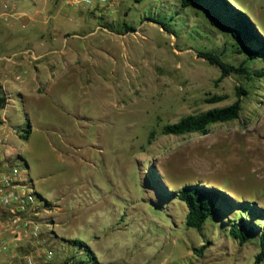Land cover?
Instances as JSON below:
<instances>
[{
  "label": "rangeland",
  "instance_id": "obj_1",
  "mask_svg": "<svg viewBox=\"0 0 264 264\" xmlns=\"http://www.w3.org/2000/svg\"><path fill=\"white\" fill-rule=\"evenodd\" d=\"M78 1L82 11L72 21L60 15L41 30L51 33L50 49L65 45L66 33L67 46L88 58L91 76L66 81L63 56L52 52L62 82L33 113L10 110L14 122L32 125L28 138L11 136L20 154L14 164L33 181L36 203L46 198V205L61 206L55 219L43 215L58 223L48 244L61 243L63 252L57 245L52 259L92 264L71 240L78 238L91 246L98 264H254L258 233L239 244L210 216L201 230L187 226L185 202L169 191L204 183L264 207V76L241 79L247 92L238 117L213 122L207 132L163 133L165 122L236 98L239 77L218 79L219 67L196 50L202 41L224 46L215 32L225 29L224 20L211 21L199 1ZM229 1L264 35V0ZM214 10L209 6L219 13ZM8 22L0 15V53L39 52L35 26L16 19L11 30ZM7 31L14 35L7 38ZM213 33L210 40L206 34ZM226 47L224 56L238 62L239 53ZM260 65L256 60L253 66ZM214 93L225 97L206 100ZM40 230L45 233L43 223ZM206 240L211 243L199 253Z\"/></svg>",
  "mask_w": 264,
  "mask_h": 264
},
{
  "label": "trees",
  "instance_id": "obj_2",
  "mask_svg": "<svg viewBox=\"0 0 264 264\" xmlns=\"http://www.w3.org/2000/svg\"><path fill=\"white\" fill-rule=\"evenodd\" d=\"M198 1L205 4L206 7H203L204 9L202 10L206 15L211 14V21L219 22L220 19L224 20L225 29L222 32L217 29L215 32L219 31L223 35L225 44L219 48L202 41L201 47L196 49L197 54L204 57L209 63L219 67L220 74L218 79L228 73L239 77V83L235 85L236 98L227 104L213 106L196 113H187L175 121L165 122L161 125V132L163 133L207 132L209 125L213 122L226 121L238 117L242 108L241 93L247 92L246 87L240 82L241 79L244 78L243 81L251 82L255 76H264V65L253 66L256 60L264 62V35L259 31L249 15L229 0H179L180 4L184 6ZM209 6H215L216 10L214 11L220 14L210 13L208 11ZM220 6H222V9L219 8ZM195 14L197 18L200 17L197 11ZM201 26L207 28L205 24ZM126 27L130 28L129 25H126ZM206 36L210 40L214 39V33L212 35L206 34ZM226 46L232 47L231 49L239 53L241 58L238 62L224 56V48ZM224 97V94L214 93L206 97V100L218 101ZM6 102L7 95L0 83V111ZM29 129L30 127L24 128V132L21 135L26 138L29 134ZM169 192L185 202L187 207L185 224L187 226L201 230L203 223L210 216L211 220L221 226V232L223 230L226 231L239 244L249 241L255 233H258L259 249L255 253L254 264H261L264 258L263 206L247 199L239 200L224 189L204 183L184 184L181 187L171 189ZM71 240L85 249L86 255L89 256L92 264L99 263L88 243L78 238ZM210 243V240H206L196 250L201 253L203 248ZM74 261L75 259H72L71 264H77Z\"/></svg>",
  "mask_w": 264,
  "mask_h": 264
},
{
  "label": "crops",
  "instance_id": "obj_3",
  "mask_svg": "<svg viewBox=\"0 0 264 264\" xmlns=\"http://www.w3.org/2000/svg\"><path fill=\"white\" fill-rule=\"evenodd\" d=\"M61 1L62 0H0V15L8 19L9 29L13 30L10 23L12 20L23 19L21 25L30 22L39 33L37 34L39 35V52H33V55L25 54L24 50H22V52L12 51L10 53H0V83L7 95V102L0 111V150L3 151V157L0 159V177L4 173L9 172L11 166L15 165V158L20 156L15 139L11 138V136L23 137L21 134L25 128L21 126L19 122H14L11 119L10 110L13 109L15 114H18L20 107L23 113L26 112L29 114L32 111L34 112L37 107L40 108L43 105L45 96L51 91L52 87L59 85L64 78L61 77V73L55 75L58 69L56 68L54 60L58 61L59 58L56 56L48 57V55L52 52H58L63 56L64 65H62V73L66 77V81L76 79L79 77V74L86 76V79H89V76H91L89 70L90 64L87 63L88 58L80 52H77V49L75 50L72 46H67L68 39L66 38V33L64 34L66 39L63 37L66 43L65 45L60 48L55 47L51 49L46 47L47 39L51 41L52 36L50 32L41 30L44 24L47 22H56L57 17L60 15H64L72 21L75 17L74 13L77 11L81 13L82 11L79 4H76L79 1L65 0V2L72 4L69 5L72 7H65ZM0 31H4L1 26ZM7 32V38L14 35V32ZM54 34V36H56L57 32L55 31ZM28 65L32 68L27 69L26 67ZM21 67L24 68L21 69ZM17 69L23 70L21 75V72L16 73L17 71L15 70ZM14 75L15 77L19 75V77L15 79ZM11 91H14L16 96L12 94ZM29 127V134L26 138L29 137L32 130L30 122H28L26 128ZM15 176L19 180L21 179V181L29 184L32 190L34 189L33 181L30 177H27L25 172H20L19 170ZM17 187H21V185L18 184ZM42 199L44 198L42 197ZM45 200L46 198L36 203V209L38 210L36 218L39 221L40 227L41 223L44 224L45 233H41L40 230L36 236H31L29 233L24 232L13 247L10 245L5 247L9 236L8 233H4L1 230L5 211L0 205V264H3L9 258V254L11 253L15 255L14 258H12L13 264H26L23 259V255L26 253L34 254L37 261L41 264H60V258L56 261L52 259V256L49 259H45L47 251H52L53 255V249L57 245V250L63 252V249L60 247L61 243H58L57 240L55 244H48L51 241H55V238L51 237V234L52 231H56L54 228L58 223L57 221L44 220L43 215L53 216L52 219H55L54 215H57L61 206H57V208L48 206L45 204ZM47 207L53 212L46 213L45 209ZM61 239L62 238L59 240ZM66 240L69 241L68 239ZM69 248H71V246ZM62 254L60 255L63 256Z\"/></svg>",
  "mask_w": 264,
  "mask_h": 264
},
{
  "label": "built area",
  "instance_id": "obj_4",
  "mask_svg": "<svg viewBox=\"0 0 264 264\" xmlns=\"http://www.w3.org/2000/svg\"><path fill=\"white\" fill-rule=\"evenodd\" d=\"M78 0H75L77 2ZM89 1V0H87ZM18 78L19 75H16ZM3 157V151L0 150V159ZM19 168L16 165L11 166L9 172L0 177V205L4 208L5 216L1 224L4 233H8L7 244L5 247L14 246L24 232L31 236H36L40 231L39 221L36 218L38 210L36 209V198L30 185L19 180L15 175ZM21 185L18 189L17 185ZM3 264H13L14 254ZM52 256V251L48 250L46 258ZM26 264H41L37 261L34 254L26 253L23 255ZM72 257L68 258L64 264H71Z\"/></svg>",
  "mask_w": 264,
  "mask_h": 264
}]
</instances>
